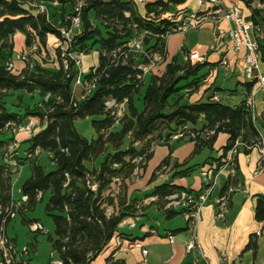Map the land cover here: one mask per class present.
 Segmentation results:
<instances>
[{
    "label": "trees",
    "instance_id": "16d2710c",
    "mask_svg": "<svg viewBox=\"0 0 264 264\" xmlns=\"http://www.w3.org/2000/svg\"><path fill=\"white\" fill-rule=\"evenodd\" d=\"M32 1L0 0V229L6 232L17 209L12 198L13 179L22 163L36 157V152H48L56 170L46 173L41 167L32 166L31 176L21 188L22 200H26L18 209H32L48 195L46 213L54 221V237L50 241L58 262L92 264L115 237L122 221L134 214L122 198L118 199L117 211L106 214L108 207L115 205L111 190L113 180L130 178L137 167L136 160L141 159V163L151 158L153 144H165L175 135H182L178 142H193L196 155L212 150L216 138L223 134L228 139L221 157L215 160V170L223 166L222 160L236 142L244 146L237 154L248 153L262 144L254 115L244 102L230 106L214 101L213 97L196 103L184 98L189 96L186 92L198 90L204 80L201 64L173 60L165 66L162 75L150 78L142 98L143 110L139 112L135 107V98L143 87L140 67L148 66L154 55L164 62L165 39L174 34L173 30L180 23L165 16L187 0H148L144 16L139 14L133 0H49L57 1L60 6L62 23L66 17L75 16L79 9L81 31L72 41L73 50L84 55L98 53V65L83 75L86 82L94 83V89L80 101L75 100L72 91L77 74L74 64L69 62L65 72L57 48V70L45 69L39 64L21 71L7 70L6 55H12L16 34L25 37L26 48L36 44L39 51L46 49L48 38L60 40L49 14L47 18L30 9L28 3ZM259 2L264 4V0ZM248 21L264 32V9H252ZM62 26L68 27V20ZM135 40L141 42L143 54L132 53L128 47ZM258 45L259 57L264 60V43L258 40ZM255 84L252 81L245 85L247 93ZM16 92L37 94L44 106L43 114L36 110L26 116L46 117L43 129L27 141L29 149L24 161L17 159L15 149L9 151L13 143L5 137L6 133H11L9 125L19 127L23 121L3 102L8 94ZM46 95H50L48 102L44 101ZM108 101L117 105L125 102L127 110L122 119H117L113 111L106 108ZM84 120H91L95 140L89 141L77 132L75 123ZM117 122L121 130L111 133ZM126 140L129 141L125 148ZM136 144L140 147L136 148ZM172 152L173 147H169V157L161 162L157 172L170 165ZM101 157L102 161L92 170L87 168V164ZM91 184L97 185L95 192L91 191ZM228 189L229 185L221 196ZM181 190L164 184L155 188L152 196L166 204L167 197ZM255 220L264 222V196L257 200ZM108 262L111 263L110 258Z\"/></svg>",
    "mask_w": 264,
    "mask_h": 264
},
{
    "label": "crops",
    "instance_id": "0c3cea01",
    "mask_svg": "<svg viewBox=\"0 0 264 264\" xmlns=\"http://www.w3.org/2000/svg\"><path fill=\"white\" fill-rule=\"evenodd\" d=\"M133 1L139 14L144 16L148 0ZM199 2L200 0H187L165 16L181 21L188 13H200L205 18L198 27L187 32L174 33L165 39V60L144 75L143 86L148 77L162 75L164 67L173 60L182 64H201L204 65L201 74H205V78L199 89L194 92L195 100L190 103L206 101L207 98L213 97L230 106H237L242 102L246 106L252 91L247 93L245 85L257 80H251L244 75V51L234 53L230 50L231 25L216 15H210L216 8L213 9L208 2L205 1L203 5ZM233 5L239 7L243 19L246 20L250 18L252 9H264V4L259 0H220L219 7L227 10ZM50 40L51 38L48 42ZM259 40L264 43V39ZM24 41L25 37L21 34L13 37L15 53L24 49ZM94 54L95 52H90L85 55L84 58L90 57L91 60L81 64L84 71L89 72L98 65V58ZM225 55L229 63L228 69L221 64ZM14 68L15 71H21L25 67L22 63L15 62ZM84 71L83 73H88ZM259 72L264 76V72ZM72 91L75 100H82L81 87L72 85ZM10 94L14 98L22 95L18 92ZM124 108L126 112V105ZM9 111L20 115L18 108L14 107ZM252 113L264 145V129L258 126L260 121H264V87L258 89L253 97ZM28 119L23 120L22 125H25ZM37 124L32 131L9 134V139L16 145L14 152L43 129L41 120H38ZM115 127L120 129L113 131ZM75 128L82 137L89 141L95 140L96 135L92 127V131L85 130L80 122H76ZM120 130L121 125L117 122L110 132L118 133ZM227 139V136L219 135L212 150H203L196 155L193 142H178L172 138L165 144H153L148 161L143 162L141 167L137 166L130 178L120 179V186L112 184L115 205L108 207V210L111 213L117 211L118 199L122 198L125 206L131 207L134 214L122 221L115 237L92 264H264V222L255 220L257 200L264 196V165L260 169L262 156L257 149L237 154L235 177L230 178L226 171L218 175L211 196L201 209L197 220L187 221L181 208L171 209L166 199V204H162L157 196H152L154 189L164 184L181 188L179 193L186 192L192 197L198 195L201 192V172L216 168L215 160L221 157ZM169 147H173L170 165L164 167V171L157 172L161 162L169 157ZM101 161L102 157L95 163L87 164V168L92 170L93 166H97ZM11 168L14 170V166ZM228 185L233 192L228 197L224 218L217 219L216 201ZM167 212L172 214L167 216ZM178 218L182 220L179 221ZM132 225L134 227H131ZM190 243H195L199 249L188 252L187 245ZM109 258L111 263L108 262Z\"/></svg>",
    "mask_w": 264,
    "mask_h": 264
},
{
    "label": "built area",
    "instance_id": "2783aa9c",
    "mask_svg": "<svg viewBox=\"0 0 264 264\" xmlns=\"http://www.w3.org/2000/svg\"><path fill=\"white\" fill-rule=\"evenodd\" d=\"M208 2L213 9L212 12H210V15H216L220 20H223L231 25L229 29V40L231 44L230 50L234 53H239L241 51H244V59H243V72L246 77L253 80L256 79L257 82L254 86V89L251 92L250 98L247 100L246 107L252 112L253 110V97L256 93V91L262 87H264V76L260 75L259 72V45L258 40L259 38L264 39V32H262L261 27L254 25L251 21L245 20L242 17L241 10L239 7L233 5L227 10H222L220 5V0H200L199 4L203 5L204 2ZM53 5L57 6V2H55ZM78 10H76L77 14L75 16H72L68 18L69 26L66 28H57V31L60 34V40L57 45V49L61 54V64L63 67V70L66 72L69 68V62H72L74 64V68L77 71V74L74 77L73 85L74 87H81L83 89V96L87 95L92 89H94V83H88L83 79V71L81 68L82 60L84 58V53L77 52L73 50L72 48V41L75 36L80 34L81 31V21L79 17ZM38 14H45L48 18V12L47 8L43 6H39L38 10L36 11ZM205 16L203 14L198 13H188L184 15L180 23L175 27L173 30V33H179V32H187L188 30L194 29L199 26L204 20ZM49 39V38H48ZM128 47L130 48L132 53L136 54H143V49L141 46L140 41H133L131 42ZM39 52V49L36 44H33L30 48L27 49L26 53L17 54L15 56V61L20 63H26L27 56L30 54H37ZM202 62L203 59H200ZM162 62V59L154 55L152 57V61L148 66L140 67V69L143 72V75H145L148 71L152 70L154 67L159 65ZM221 64L224 68H229V63L227 60V55L224 56V58L221 61ZM6 67L8 71L14 70V62L9 61L6 63ZM139 79H141L140 76H138ZM50 98V95H46L44 97V101L48 102ZM214 101H217L216 98H214ZM125 102L122 104H115L114 101H108L106 103V108L108 110L113 111V115L119 120L124 115V107ZM41 120V119H40ZM38 120L36 118H29L27 123L25 125H21L17 127L15 124L9 125L10 132L12 134H15L19 131H32L34 130L38 124ZM43 125L46 123V117L41 120ZM213 134V133H211ZM182 135H175L173 137L174 140H178L181 138ZM244 147L239 142H236L234 147L228 152L225 159L222 161L223 166L219 170H215V168H208L201 172V192L198 195L191 196L187 194L186 192L181 193H174L173 195L166 198L168 201V206L171 209H182L184 211V217L187 221L191 220H197L200 217L201 209L204 207V205L207 203L209 197L211 196V193L216 185V180L218 175H220L223 171H226L229 173L230 178L235 177V158L237 156V151L239 148ZM16 148V145L13 143L12 146L9 148V151H12ZM248 149V148H247ZM254 149H257L261 156H264V145H257ZM36 155H38V152H36ZM138 161V162H137ZM141 159L136 160V163H139ZM264 165V163H260V169L261 166ZM113 184L115 186H120V180L114 179ZM91 191L95 192L97 189L96 184L89 185ZM233 192L232 188H229L227 193L223 196H221L216 201L217 206V219H223L225 211L227 209L228 204V197ZM26 199L23 198V201ZM106 214L109 216L112 213L107 209ZM131 227H134L132 225ZM30 229L32 232H41L42 227L41 225L35 223L30 226ZM171 239V238H170ZM195 249H199V246H197L195 243H190L187 245V251L191 252ZM0 250L2 253V262L0 264H15L14 263V252L13 249L10 248L9 241L6 237V232L4 228L0 229ZM27 252V250H25ZM146 254V252H144ZM54 264H61L60 262H55Z\"/></svg>",
    "mask_w": 264,
    "mask_h": 264
},
{
    "label": "rangeland",
    "instance_id": "374dc122",
    "mask_svg": "<svg viewBox=\"0 0 264 264\" xmlns=\"http://www.w3.org/2000/svg\"><path fill=\"white\" fill-rule=\"evenodd\" d=\"M43 2V3H41ZM57 2V1H55ZM55 2H50L49 0H33L31 3H28L29 7L33 11H37L39 6H43L47 8V12L49 14V19L55 24L56 28H62L64 22L67 21L68 17L65 18L64 22L62 23L59 18L60 13V6L53 5ZM58 4V3H57ZM50 42L47 41L46 49L40 50L37 54H30L27 56L26 63H22L24 67H33L36 64H39L45 69H58L59 68V62L57 60L56 55V48L59 43V40L56 38L50 37ZM138 41V40H136ZM18 42L16 41L15 45L17 46ZM28 48L25 47V41H24V49H22L20 52L15 53L12 52V55L8 57L7 56V62L15 61V56L17 54L26 53ZM95 56L98 58V53L96 51ZM85 57V56H84ZM91 60L90 57L83 58L82 63L85 64V62H89ZM259 70L264 72V60H262L261 57H259ZM84 71V68H82ZM165 69V67H164ZM88 72V71H84ZM87 74V73H84ZM150 78L148 77L146 79V84L141 88L140 96H137L135 98V107L138 109L139 112L143 110V102L142 98L145 94V91L149 85ZM187 95L184 97L187 101L193 102L195 100L194 91L186 92ZM190 93V94H189ZM33 94L30 95L29 98L27 94H22L21 96H18V98H14L12 94H8L5 99H3L4 105L8 107L9 110L11 108H18L20 116L23 118V120L28 118H36L37 120H40L39 117H32V116H26L28 113L36 111L38 113L43 114L44 113V106L41 102L40 97L37 95V97H34ZM30 99V100H28ZM34 99V100H33ZM124 116V115H123ZM122 116V117H123ZM122 117L120 119H122ZM119 119V118H118ZM29 120V119H28ZM27 120V121H28ZM42 120V119H41ZM82 126L85 130H91V125L88 121H80ZM264 121H260L258 123L259 128L264 129ZM165 129L166 127L163 126ZM119 127H115L113 131L119 130ZM166 131L163 132V135H165ZM10 133H6V138H9ZM128 141L126 140L124 147L126 148L128 146ZM136 148H139L140 145L136 144ZM29 149V144L24 143L21 144L17 150L15 151L17 159L24 161L27 158V151ZM138 162V161H137ZM142 163L136 164L138 167L142 166ZM36 165L38 167H41L46 173L54 172L56 170V167L54 163L51 160V157L48 152L46 151H40L39 154L34 157L30 161H25L22 163V168L19 169L18 173L15 175L13 182H12V198L16 206V212L13 215L12 219L6 226V237L9 241L10 248L13 249L14 252V263L15 264H54L55 262H58V256L57 254H54L52 252V246H51V238L54 237V221L51 216H49L46 213V204L48 202V195H44V197L34 206L32 209L27 210H20L18 209L22 203L24 202L22 200V194H21V188L23 184L26 182V180L29 179L31 176V169L32 166ZM164 171V170H161ZM179 221L182 220V218H178ZM31 223H37L41 225L42 231L39 233H34L30 229ZM27 250V252H25ZM2 262V253L0 250V263Z\"/></svg>",
    "mask_w": 264,
    "mask_h": 264
}]
</instances>
